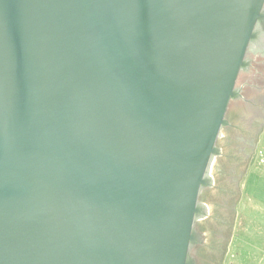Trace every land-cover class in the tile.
I'll return each instance as SVG.
<instances>
[{
	"label": "water",
	"instance_id": "obj_1",
	"mask_svg": "<svg viewBox=\"0 0 264 264\" xmlns=\"http://www.w3.org/2000/svg\"><path fill=\"white\" fill-rule=\"evenodd\" d=\"M263 16L264 0H0V264H190Z\"/></svg>",
	"mask_w": 264,
	"mask_h": 264
},
{
	"label": "rangeland",
	"instance_id": "obj_2",
	"mask_svg": "<svg viewBox=\"0 0 264 264\" xmlns=\"http://www.w3.org/2000/svg\"><path fill=\"white\" fill-rule=\"evenodd\" d=\"M241 107L235 143L225 147L232 160L216 164L212 171L211 216L217 220L211 222L216 238L209 243L216 256L210 251L208 264H264V94ZM242 133L255 138L251 152Z\"/></svg>",
	"mask_w": 264,
	"mask_h": 264
},
{
	"label": "flooded vegetation",
	"instance_id": "obj_3",
	"mask_svg": "<svg viewBox=\"0 0 264 264\" xmlns=\"http://www.w3.org/2000/svg\"><path fill=\"white\" fill-rule=\"evenodd\" d=\"M262 67H264V16L257 24V33L254 43L250 45V48L246 56V66L240 74V77L243 74L246 75L247 80L241 85H239V80H238V85L236 87L237 95L236 97H234V99H232L231 104L229 106L226 115V120L228 121V125H226L223 128L222 137L217 142V147L218 149H220V154L216 157L213 168L215 167L216 164L220 162L223 165L230 163V161L232 160V158L227 159L228 155L225 153V147L235 143V140L233 138V133H236L237 131L236 121L237 120L239 121L242 118V112H243L240 102L245 101V95L249 88V82L251 79H253V77L258 76L260 72L259 70ZM243 131L245 133L247 132L245 129ZM247 134H243L244 135L243 137L246 140L245 147L249 148V151L251 152L253 146L255 145L254 144L255 138ZM250 152L246 154V156H249ZM214 184H215V179L214 182H212V184H210L209 186L203 189L200 195V203L202 204V206L199 208L198 220L194 225L195 237L189 249L190 264H208L207 255H209L210 251H213L215 249L213 242L209 243L210 241L209 239L213 237L215 238L214 235H216L215 234L216 228L211 224V222L215 223L217 219L212 218L211 216L212 207L210 205L211 198L214 196V191H215Z\"/></svg>",
	"mask_w": 264,
	"mask_h": 264
},
{
	"label": "trees",
	"instance_id": "obj_4",
	"mask_svg": "<svg viewBox=\"0 0 264 264\" xmlns=\"http://www.w3.org/2000/svg\"><path fill=\"white\" fill-rule=\"evenodd\" d=\"M241 78V77H240ZM240 78H239V80H240ZM237 85H238V83H237ZM216 238V237H215ZM214 240V239H213Z\"/></svg>",
	"mask_w": 264,
	"mask_h": 264
}]
</instances>
